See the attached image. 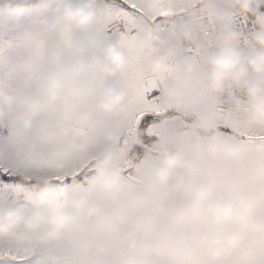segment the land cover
I'll return each mask as SVG.
<instances>
[{
    "label": "clouds",
    "instance_id": "clouds-1",
    "mask_svg": "<svg viewBox=\"0 0 264 264\" xmlns=\"http://www.w3.org/2000/svg\"><path fill=\"white\" fill-rule=\"evenodd\" d=\"M15 4L5 20V27L27 17L35 22L37 13L48 14V26H70L85 38V45L57 52L55 41L40 56L44 61L37 81L28 80L30 90L21 94L13 81L22 71H36L37 63L5 58L0 61L4 77L0 79V111L2 107L19 105L21 111L11 122L13 133L34 127L41 133L49 121L58 118L67 125L73 114L91 112L117 121L115 130L94 145L98 151L95 183L106 203L120 195L119 161L129 147L121 141L119 130L124 122L125 93L117 81L124 78L127 61L112 45H104L93 29L101 24L95 15L99 0H0ZM217 27L215 50L202 53V63L188 64L180 73L179 92L166 95V110L181 114H197L196 131L191 143L177 151L161 155L151 170L153 192L169 203L176 193L183 195L174 220L175 236L164 244L158 255L170 264H218L237 252L238 264H248L257 249H264V231L245 232L246 225L264 212V194L248 198L236 177L221 174L217 161L240 159V150L216 134L212 112L227 93V103L236 114L252 110L253 123L264 128V0H198ZM249 20L254 28L250 36L253 50H237L242 33L235 30L233 15ZM48 31V27L40 30ZM185 40L191 36L185 34ZM12 41L6 42L8 46ZM167 47V45H165ZM95 59H92V55ZM168 49L167 57L178 55ZM235 130V124L233 125ZM0 205V229L14 232L22 229L20 244L31 241L47 245L79 226L84 201L68 198L61 190L46 192L31 215ZM233 230H239L232 234ZM147 233V225L143 226Z\"/></svg>",
    "mask_w": 264,
    "mask_h": 264
},
{
    "label": "rangeland",
    "instance_id": "rangeland-1",
    "mask_svg": "<svg viewBox=\"0 0 264 264\" xmlns=\"http://www.w3.org/2000/svg\"><path fill=\"white\" fill-rule=\"evenodd\" d=\"M58 2L62 3L63 0H58ZM112 3L114 2L99 1L96 5L95 15L101 21V24L94 27L93 34L97 35L104 45H112L120 51L117 47L119 35L111 31V38H108L106 34L108 26L104 13ZM134 3L137 9H143L147 6L148 0H134ZM196 4H198V0H183V5L179 11L193 7ZM10 9L12 7L0 6V61L10 58L20 62L31 60L37 63L36 71H22L19 79L13 81L17 90L23 94L30 90L28 80H38L44 63L40 54L50 43L55 41L56 51L62 53L70 51L74 47L84 46L85 38L79 36L67 25L57 26V30L54 32L48 26V14L37 13L35 9L32 13L34 17H38L35 22L24 17L21 21L11 23L5 27L4 22ZM128 19V17H122L119 23L124 26L126 33L135 31L140 53L150 60V64L143 65L144 70L148 71L151 64L160 65L161 56H164L163 53L161 54V51H159L156 55L152 54L153 47H156L153 42L158 44V48L168 51L161 41L155 37L160 35V30L154 33L147 25H132ZM45 27H48V31L42 33L40 30ZM65 28L70 32L67 43L61 40V34ZM163 33L167 34L166 32ZM8 41H12V43L5 46ZM26 43H31L32 47L27 48ZM123 55L125 56L124 53ZM91 58L95 59V55L93 54ZM166 58L167 62H170L173 56L170 58L166 56ZM128 69L127 67L125 70L124 78L116 82L124 93L123 83L127 78ZM3 77L4 70L0 66V79H3ZM164 95L165 92L161 89V107L163 106ZM125 97L127 99L126 93ZM21 110L19 105H5L0 111V142L7 146L3 155V162L9 169L28 181L36 178L49 182L55 180L47 171L37 175L35 169L40 165L43 157L50 156L53 158V163L63 165L62 176H67L70 180L67 182L55 181L51 186H38L19 181L2 185L0 186V205L4 206L3 211H6V205L11 203L22 210L26 216L31 215L40 205L46 192L61 189L69 199L84 201L85 208L81 214L78 228L71 235H64L47 245L39 244L31 236L26 237L31 241L30 243L20 244V239L24 237L22 229H17L14 232L0 229V236L11 240L19 248L35 249L33 264H170L169 261L163 260L157 253L165 243L175 236L174 220L179 207L182 205L183 195L176 193L172 196L171 202L165 203L159 199L157 193L152 191L155 185L149 177L161 155H155L147 151L135 153L131 149L130 137L132 134H130V129L133 124L135 110L127 106L126 100L125 118L118 134L122 142L127 141L129 151L119 161L120 195L111 203L104 201L100 193V187L95 183V165L98 151L94 145L99 142L102 136L115 130L117 121L111 117L98 118L89 111L73 114L67 125H61L58 118L54 117L49 121L48 130L44 133L34 127L19 134L13 133L11 122ZM249 110L239 114L233 111L230 112V116L235 119V130H233V125L232 127L229 126V130H223L221 127L215 129V133L222 141L226 140L240 150L239 160L232 163L220 158L217 161V168L221 174L235 176L240 183L242 177L247 175V182L255 189V194L246 196L255 200L261 194H264V180L259 178L257 168L245 167L248 160L247 154L239 143L229 138L230 136L235 137L239 132L240 118ZM81 117H86L95 127L83 136L63 139L62 132L72 127L74 122ZM159 131L165 139L173 141L176 145L168 150H159L167 154L182 148L196 129H185L181 119L174 116L167 124L162 125ZM185 131L187 135L183 134ZM18 144L23 146L22 150L16 147ZM142 162L144 166L137 172L135 166ZM126 168L132 169L133 174L138 176V180L135 181L137 194L131 199L130 206L123 208V202L129 199L123 187L127 178ZM178 198L180 202H178ZM161 220L167 224V234L156 237L154 235L156 225ZM145 225L148 227L147 233L143 231ZM201 264H204V262H201Z\"/></svg>",
    "mask_w": 264,
    "mask_h": 264
},
{
    "label": "snow or ice",
    "instance_id": "snow-or-ice-1",
    "mask_svg": "<svg viewBox=\"0 0 264 264\" xmlns=\"http://www.w3.org/2000/svg\"><path fill=\"white\" fill-rule=\"evenodd\" d=\"M183 5V0H148V4L143 9H137L134 0H115L104 13L107 20V37L111 38V29L119 28L120 35L117 40V47L128 57L130 67L127 71V79L123 83L124 91L127 95L126 103L130 109H134L133 124L130 134H139L143 140V146H152L156 150H168L175 147V143L165 139L160 135L159 129L174 118V114L166 113L162 110L160 104L161 89L171 79L175 71L174 66L161 67L159 64H151L150 69L145 71L143 65L150 64L148 57L136 51L135 31L124 32V26L119 23L120 18L128 17L133 25L139 24L145 17H151L153 23L164 24L174 22L178 16L179 9ZM244 27H247V21H244ZM168 37L174 39L172 27H169ZM70 32L67 28L61 34L62 42L67 43ZM27 48H31V43H26ZM159 52L158 47H153L152 54ZM230 113L223 109L218 113V119L221 121L220 127L223 130H229ZM95 125L86 117H81L74 122L73 126L62 132L63 139L79 137L90 132ZM190 125L184 123V128ZM187 135L185 131L183 133ZM235 142L239 143L248 160L245 167H255L258 169V176L264 180V129L256 128L251 120V110L240 118V130L235 137L230 136ZM22 150V145L16 146ZM6 144L0 142V186L16 183L19 176L12 169H9L3 162V155L6 151ZM52 157L46 156L41 159L40 165L35 169L38 175L47 171L57 182H67L70 180L67 176H62L63 165L52 162ZM143 162L135 166L138 172L143 168ZM127 178L124 182V190L129 199L122 204L123 208L130 206L131 199L137 194L135 181L138 176L133 174V170L126 168ZM239 171V170H238ZM79 175V174H77ZM247 175L242 177V190L245 195L252 196L255 189L248 184ZM178 202L179 198H178ZM239 230H233L232 234H237ZM244 231H252L259 234L264 231V212L260 213L254 221L244 227ZM167 234V224L161 220L157 222L154 235L161 237ZM35 249L19 248L11 240L0 236V264H33ZM238 253L234 252L229 258L218 262V264H238ZM248 264H264V249H257L255 257L248 261Z\"/></svg>",
    "mask_w": 264,
    "mask_h": 264
},
{
    "label": "built area",
    "instance_id": "built-area-1",
    "mask_svg": "<svg viewBox=\"0 0 264 264\" xmlns=\"http://www.w3.org/2000/svg\"><path fill=\"white\" fill-rule=\"evenodd\" d=\"M232 18L236 26L235 30L242 33L236 45L237 50H253L250 36L253 33L254 28L251 22L238 14L233 15ZM245 20L247 21V27H244ZM155 27L160 31L167 33L169 27H172L173 33L178 39L180 51L191 57L198 63V65L202 63V53L215 50L217 27L209 18L206 9L199 3L193 7L179 11L174 22L164 24L155 23ZM111 31L120 35L119 28L114 27ZM185 34H189L191 39L185 40ZM219 100L227 103V93H225V95Z\"/></svg>",
    "mask_w": 264,
    "mask_h": 264
},
{
    "label": "crops",
    "instance_id": "crops-1",
    "mask_svg": "<svg viewBox=\"0 0 264 264\" xmlns=\"http://www.w3.org/2000/svg\"><path fill=\"white\" fill-rule=\"evenodd\" d=\"M152 23H153V20L151 17H145L141 20V22L139 24L147 25L148 28L151 29V31L156 33L155 31H157L159 29H157V27L152 25ZM162 32L163 31H161V32L159 31L160 35L155 36V37L159 41H161L162 45H164V46L167 45V47H165L167 50L171 47L170 49H172L174 52L179 53L178 55H174L173 59L170 62H167V58H166L167 52L159 48L160 49L159 51H161V54L163 53V55H164L163 57L161 56L160 66L161 67H168V66H174L175 67V71L172 75V79L167 84H165L164 87L162 88L165 92V95L163 98L164 100L162 102L163 106L161 108L164 112H167L169 110H166L164 107V105L166 103L167 93H169V92L178 93L179 92V85L181 83L180 73L183 71V69L186 65H188V64L198 65V63L196 61H194L191 57H189L186 54L179 51V42H178V39L175 35H174V39H170L167 34H164V33L162 34ZM153 44L156 45V47H158L157 43L153 42ZM136 47H137L136 48L137 53H140L139 44L137 42H136ZM125 59L127 61V65H128L127 67L129 68L130 67L129 59L127 56H125ZM221 109H223L226 113L232 112V109L230 108L228 103H225L222 100L218 101L216 108L212 112V115H213L214 119L216 120V129H218L220 127V124H221V121L218 119V113L220 112ZM177 117L179 119H181L183 126H184V123H187L190 125V127L187 128L188 130L196 129L197 114L190 113V114H182L180 116H175V118H177ZM251 120H252V116H251ZM234 122H235L234 117L232 118V116H230L229 126L232 127V125H234ZM252 123H253V120H252ZM253 125L258 129H264V128L257 127L254 123H253ZM194 134L191 135L192 137L188 139L187 143H191L193 141ZM215 134L217 135V133H215ZM160 135L163 137L162 134H160Z\"/></svg>",
    "mask_w": 264,
    "mask_h": 264
},
{
    "label": "trees",
    "instance_id": "trees-1",
    "mask_svg": "<svg viewBox=\"0 0 264 264\" xmlns=\"http://www.w3.org/2000/svg\"><path fill=\"white\" fill-rule=\"evenodd\" d=\"M100 2H108V3H111V2H115V0H99ZM0 6H8V7H15V4H9L7 2H0ZM152 25H154V23H152ZM166 113H172L174 114V116L176 115H182L180 112H176V111H167ZM133 152L135 153H142L144 152V150L142 149H134ZM19 178L17 181L19 182H23V183H26V184H35V185H38V186H51L55 183V181H49V182H45V181H42L40 179H36V178H33L32 180H27L25 179L24 177L18 175Z\"/></svg>",
    "mask_w": 264,
    "mask_h": 264
},
{
    "label": "water",
    "instance_id": "water-1",
    "mask_svg": "<svg viewBox=\"0 0 264 264\" xmlns=\"http://www.w3.org/2000/svg\"><path fill=\"white\" fill-rule=\"evenodd\" d=\"M130 147L131 149H142L144 151H147L149 153L155 154V155H164L165 153L159 150L154 149L151 146H147L146 148L143 146V140L141 139V136L137 134H132L130 137Z\"/></svg>",
    "mask_w": 264,
    "mask_h": 264
}]
</instances>
